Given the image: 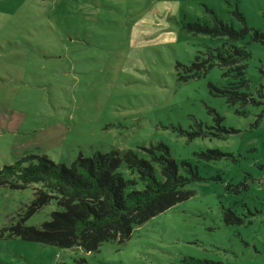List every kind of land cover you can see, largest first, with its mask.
Wrapping results in <instances>:
<instances>
[{"label": "rangeland", "instance_id": "rangeland-1", "mask_svg": "<svg viewBox=\"0 0 264 264\" xmlns=\"http://www.w3.org/2000/svg\"><path fill=\"white\" fill-rule=\"evenodd\" d=\"M216 18L251 29L256 103L215 92L228 81L218 64L195 77L185 68L226 39L196 31ZM261 86L264 0H0V168L29 154L150 159L163 144L182 175L199 176L188 200L95 252L12 236L38 185L0 187V264H264ZM56 210L53 201L26 225Z\"/></svg>", "mask_w": 264, "mask_h": 264}, {"label": "trees", "instance_id": "trees-1", "mask_svg": "<svg viewBox=\"0 0 264 264\" xmlns=\"http://www.w3.org/2000/svg\"><path fill=\"white\" fill-rule=\"evenodd\" d=\"M250 30L247 26L236 30L218 18L214 27L199 26L197 32L226 39L216 52L210 50L204 58L197 56L191 67H185L194 77L217 64L225 68L226 84L212 87L230 103L242 106L256 103L247 76L252 53L245 39ZM255 37H260L258 32ZM258 97L264 98V86L258 88ZM147 150L150 159L129 149L80 155L70 164L57 163L47 155L29 154L0 168V187L25 189L38 185L25 215L10 225L11 235L63 249L79 247L86 252L98 251L105 242H126L135 225L192 197L187 186L199 178L196 173L192 177L182 175L167 146ZM123 165L133 177L124 175ZM53 201L58 210L50 220L39 227L26 225L28 218Z\"/></svg>", "mask_w": 264, "mask_h": 264}]
</instances>
